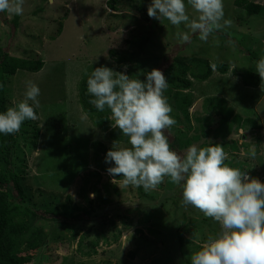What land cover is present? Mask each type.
<instances>
[{
  "label": "rangeland",
  "instance_id": "374dc122",
  "mask_svg": "<svg viewBox=\"0 0 264 264\" xmlns=\"http://www.w3.org/2000/svg\"><path fill=\"white\" fill-rule=\"evenodd\" d=\"M248 1L262 5V12L249 17L237 0H223L232 26L206 42L193 34L188 44L176 37L188 31L184 25L150 18L151 2L142 0H24L18 27L16 14L0 12V48L44 63L38 73L3 75L0 87L6 109L24 98L27 81L40 88L39 118L24 122L10 158L24 193L22 198L15 190L14 203L34 213L18 219L32 233L16 264H187L220 230L196 209L182 207L181 187L167 178L145 192L107 172L114 164L105 162L106 154L118 141L111 133L123 135L112 127L107 107L102 128L97 115L84 110L82 88L97 67L142 81L152 69L161 70L177 121L166 131L172 148L182 154L193 143L222 144L231 166L264 183V90L255 71L264 55V0ZM189 15L196 13L189 9ZM201 60L225 63L228 72L214 69L207 80H197L194 74L206 70ZM185 69L190 88L179 86ZM25 130L32 134L27 139Z\"/></svg>",
  "mask_w": 264,
  "mask_h": 264
},
{
  "label": "clouds",
  "instance_id": "9594fccd",
  "mask_svg": "<svg viewBox=\"0 0 264 264\" xmlns=\"http://www.w3.org/2000/svg\"><path fill=\"white\" fill-rule=\"evenodd\" d=\"M23 5L24 0H0V12L22 15ZM189 9L196 15L190 16ZM147 14L177 29L184 25L188 31L176 32L183 44L191 43L193 34L206 42L213 32L233 24L225 19L223 0H151ZM255 71L264 90V55L256 61ZM26 84L24 98L12 100V106L0 112V134L13 135L25 121L39 118L40 88L33 81ZM168 86L159 69L146 73V81L106 66L91 72L89 103L98 111L110 110L112 127L127 137L129 145L113 143L105 162L114 166L107 172L122 177L123 186L142 187L145 192L156 190L167 178L181 187L182 207L191 206L218 223L220 230L199 244L189 264H264V183L231 166L222 144L193 143L182 154L172 148L166 131L177 121L165 95ZM251 155L255 158L256 153Z\"/></svg>",
  "mask_w": 264,
  "mask_h": 264
},
{
  "label": "trees",
  "instance_id": "16d2710c",
  "mask_svg": "<svg viewBox=\"0 0 264 264\" xmlns=\"http://www.w3.org/2000/svg\"><path fill=\"white\" fill-rule=\"evenodd\" d=\"M111 3L117 2V0H110ZM151 2V0H142ZM110 3V5H111ZM113 8L114 5L112 4ZM237 7L244 8L249 17L260 14L263 6L248 0H237ZM41 10V9H40ZM37 14V12H36ZM19 16L15 15L13 23L16 27L19 25ZM251 55V53H250ZM255 55V54H254ZM253 59H257L254 56ZM201 64H204L206 70L198 74H194V78L200 81L207 80L212 72L217 70L221 74H226L228 72V65L225 63H210L209 61L201 60ZM44 63L42 61L29 60L26 58H16L10 56L7 52L0 48V85L3 83V75H15L18 71H27L31 73H38L43 68ZM187 69L181 72V77H178L179 86L184 88H190L191 81L185 78V73ZM87 82L83 85L82 95H83V106L86 113L91 116L97 115V124L100 128L104 127L108 123L107 117L104 116L103 112L98 111L93 105L89 103L92 99L88 95ZM3 94L0 95V112L6 111V105L3 103ZM37 112V111H36ZM35 134H31L29 130H25V135H32L33 144L36 145L39 139V130L35 129ZM114 140H118L127 143V137L116 135L111 133ZM21 137V138H22ZM20 137H18V132L13 135L0 134V264H16V256L20 253L22 247H24L28 241V237L32 233L31 228L23 222L18 221V219L23 215L34 214L29 210V208H23L21 205L15 204V190L19 192V197L24 198V193L20 185L21 175L16 173L10 162V158L16 153L15 149L19 145ZM13 183V187L10 184ZM23 203V202H21ZM189 264V263H187Z\"/></svg>",
  "mask_w": 264,
  "mask_h": 264
}]
</instances>
